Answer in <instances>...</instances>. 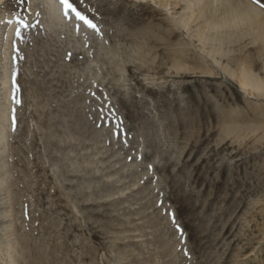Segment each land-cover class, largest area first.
Listing matches in <instances>:
<instances>
[{"label":"rangeland","instance_id":"rangeland-1","mask_svg":"<svg viewBox=\"0 0 264 264\" xmlns=\"http://www.w3.org/2000/svg\"><path fill=\"white\" fill-rule=\"evenodd\" d=\"M192 2H0V264H264V0Z\"/></svg>","mask_w":264,"mask_h":264},{"label":"bare ground","instance_id":"bare-ground-1","mask_svg":"<svg viewBox=\"0 0 264 264\" xmlns=\"http://www.w3.org/2000/svg\"><path fill=\"white\" fill-rule=\"evenodd\" d=\"M2 0H0V2H1ZM179 1V0H178ZM44 2H45V4H46V6H47V21H46V24L45 25H47V27L49 28V29H53V28H55V27H62V28H67V29H69V28H75V30L77 31V30H79V32L80 33H83V32H85V31H87L88 30V28L86 27V26H84L80 21H77V20H75V18H73V19H71V20H69V19H67L65 16H64V14H63V9H62V5L59 3V0H44ZM191 2H192V0H191ZM193 3V2H192ZM194 4H195V2H194ZM199 4V3H198ZM190 5V4H189ZM200 5V4H199ZM202 8V7H201ZM199 10V9H198ZM252 10V9H251ZM247 13V12H246ZM247 15V14H246ZM231 16H233V15H231ZM10 17V16H9ZM234 17V16H233ZM239 17H243V16H239ZM238 17V19H241V18H239ZM20 18V17H19ZM237 19V20H238ZM242 19H244V17L242 18ZM228 20V19H227ZM248 20V19H247ZM246 20V21H247ZM16 21L17 20H14V21H12L11 23H10V26H9V28L7 29V31H6V34H4L5 35V40L6 41H4L5 42V49H6V51H4V52H6L4 55V63H5V67H4V74L2 75V77H1V84H2V86H3V90H4V93L1 95V97L4 99V101H6V102H8L9 104L11 103V101L13 102L12 104H16V101H17V90H16V86H14V76L12 75L13 73L12 72H10V68H12V67H9V63H10V61H11V55H9V52H10V49H12V46L14 45V44H16L17 43V41H16V39H17V37H16V35H15V32H16V29H17V27H18V24L16 23ZM232 21H234V20H232ZM240 21V20H239ZM238 21V22H239ZM244 21V20H243ZM1 22V21H0ZM227 23V22H226ZM230 23H231V21H230ZM234 23V22H233ZM5 24H7V23H5ZM77 24H79L80 25V27H79V29H77V27H76V25ZM215 24L216 23H213L212 25H210V28L211 29H215L214 27H215ZM240 24H241V22H240ZM239 24V25H240ZM217 25V24H216ZM232 25V24H231ZM237 24L235 23V26H236ZM8 26V25H7ZM223 27V25H217V28H219V29H221ZM73 30V29H72ZM83 34H85V33H83ZM87 35V34H86ZM203 37H204V35H203ZM209 38L207 37V38H205V40L207 41ZM20 41V40H19ZM202 41V40H201ZM22 44V43H21ZM4 49V50H5ZM20 51V50H19ZM8 54V55H7ZM12 54V53H11ZM2 55V54H1ZM14 55V54H13ZM12 55V56H13ZM9 62V63H8ZM9 64V65H8ZM13 67H14V65H13ZM3 69V68H2ZM10 73H12V74H10ZM245 74V73H244ZM242 86L243 87H245V88H248V87H250V88H252V89H260V87H258V86H255V84L252 82V79L251 78H249V77H244V80H243V82H242ZM242 87V88H243ZM1 99V98H0ZM7 103V104H8ZM2 104H4V103H2ZM11 106V105H10ZM9 106V107H10ZM13 106V105H12ZM11 106V107H12ZM0 107H2V106H0ZM10 107V108H11ZM13 108V107H12ZM15 108V107H14ZM2 109V108H1ZM8 109L6 108V111H7ZM3 112V111H2ZM7 112H6V114H4V117H3V119H0V146L1 147H3L2 149H3V151H5L6 149H5V143L7 142V139H8V136H7V134H8V132H7V128H8V125L7 124H9V119H10V116L9 117H7ZM11 121V120H10ZM9 140V139H8ZM4 153V152H3ZM0 184L1 185H4V182H3V180H1V182H0ZM10 249H12V247H11V245H8V250L9 251H11ZM8 251V255L10 254V252ZM12 252V251H11ZM10 258H11V256H10ZM10 264H14V261L13 260H11L10 261Z\"/></svg>","mask_w":264,"mask_h":264},{"label":"snow or ice","instance_id":"snow-or-ice-1","mask_svg":"<svg viewBox=\"0 0 264 264\" xmlns=\"http://www.w3.org/2000/svg\"><path fill=\"white\" fill-rule=\"evenodd\" d=\"M59 3L62 5L63 14L67 19L71 20L75 18V20L82 22L84 26L98 31L93 21L78 10L77 6L74 3V0H59ZM9 23H11V21H9ZM16 23L18 24V27L16 29L15 35L21 41H23V31L28 30L32 27V25L27 20L19 17L17 18ZM76 27L77 29H79L80 25L77 24Z\"/></svg>","mask_w":264,"mask_h":264}]
</instances>
